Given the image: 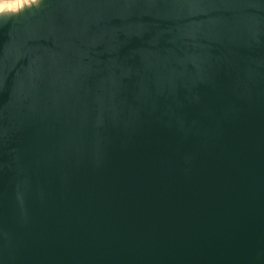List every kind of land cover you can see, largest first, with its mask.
Returning a JSON list of instances; mask_svg holds the SVG:
<instances>
[{
  "label": "water",
  "instance_id": "1",
  "mask_svg": "<svg viewBox=\"0 0 264 264\" xmlns=\"http://www.w3.org/2000/svg\"><path fill=\"white\" fill-rule=\"evenodd\" d=\"M62 20L0 46V264H264V0Z\"/></svg>",
  "mask_w": 264,
  "mask_h": 264
},
{
  "label": "rangeland",
  "instance_id": "2",
  "mask_svg": "<svg viewBox=\"0 0 264 264\" xmlns=\"http://www.w3.org/2000/svg\"><path fill=\"white\" fill-rule=\"evenodd\" d=\"M83 1L0 0V46L4 53L9 57H21L26 51L35 48V45H44L50 39L56 38L64 23L61 18L73 12V9ZM40 17L45 21L43 28L19 35L22 27ZM45 32L49 33L43 35ZM37 37H41L38 42H26Z\"/></svg>",
  "mask_w": 264,
  "mask_h": 264
},
{
  "label": "bare ground",
  "instance_id": "3",
  "mask_svg": "<svg viewBox=\"0 0 264 264\" xmlns=\"http://www.w3.org/2000/svg\"><path fill=\"white\" fill-rule=\"evenodd\" d=\"M44 25H45L44 18L43 17L37 18L35 20L30 21L28 23V25L22 27L19 30V35L28 34L30 31H36L39 28H43ZM49 32H45L43 35H47ZM39 38H41V37H39ZM39 38L38 37L37 38H31V39H28L26 42H28V43L29 42H36V41L38 42L39 41Z\"/></svg>",
  "mask_w": 264,
  "mask_h": 264
}]
</instances>
